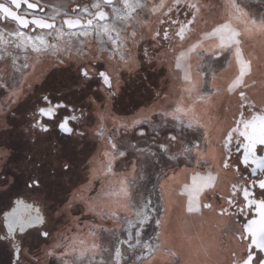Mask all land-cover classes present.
I'll list each match as a JSON object with an SVG mask.
<instances>
[{
    "label": "snow or ice",
    "instance_id": "obj_1",
    "mask_svg": "<svg viewBox=\"0 0 264 264\" xmlns=\"http://www.w3.org/2000/svg\"><path fill=\"white\" fill-rule=\"evenodd\" d=\"M258 8H264V0H259L256 7L250 0H220L215 6L201 0H151V3L150 0H91L90 4L72 9L65 0L0 2V23L12 25L0 27V60L10 58L14 69L11 84L0 77V88H8V103L0 104V113L6 108L10 111L18 103L23 85L30 78L29 69L34 72L41 57H58L61 52L71 55L74 45L76 55L83 56L89 38L99 41L98 51H108L110 61L118 57L117 63L124 67L135 63L128 52L130 40L134 46L140 41H150L154 49L167 47V54L174 60V78L181 83L180 98L141 109L120 125L125 134L150 136L151 143L145 147L118 144L112 136H105L103 122L108 119L107 113L97 112L101 126L96 135L104 141L105 150L89 161L88 183L71 190L64 198L67 201L64 207H56L57 215H66L79 201L88 212L117 225L103 229L112 233L115 244L111 264H128L125 252L130 254L131 264H156L170 182H175L176 195L189 213L203 215L215 211L217 215L227 216L225 236L243 244L239 252L233 249L228 254L227 264H264V71L261 70L264 11ZM147 17L155 18L154 32ZM18 53H24L22 64L17 63ZM29 53L35 56V63L30 62ZM144 56L148 57V49L144 50ZM64 64L63 59H57L61 70H65ZM76 73V79L83 82L81 87L95 80L100 84L98 91L107 92L109 97L114 94L113 78L118 75L115 65L101 71L95 62H77ZM257 76L258 79L254 78ZM250 90H254L253 95H249ZM156 96L159 98L160 93ZM232 97L239 100L238 114L224 126L215 113L224 98ZM164 99L167 101V97ZM40 100L47 106L39 107L37 112L49 121H55L59 109L67 108L63 103L53 104L48 95ZM89 100L95 103L92 97ZM79 118L65 117L58 128L65 134L82 136L84 133H74L69 126L70 119ZM4 123L0 121V126ZM30 127L49 131L42 120H36ZM161 130L166 134L161 135ZM129 149L148 161L141 166L138 179L132 181L114 170L116 162L127 157ZM5 156L7 153L0 149V157ZM233 158L236 164L232 163ZM241 164L250 169L254 178L243 176ZM148 168L151 171L146 172ZM136 169L133 163L132 171ZM229 170L235 174L229 186L230 195L220 197L227 206L217 210L205 199L208 192L217 190L222 173L228 174ZM97 179L101 186L93 196V181ZM40 183V178L33 176L27 187L38 190ZM138 183L144 185V191L139 202H134L130 193ZM149 183L151 188L147 187ZM257 186L258 197L253 192ZM241 193L242 205L237 200ZM101 204L107 208L106 212L97 211ZM230 208L236 211L230 212ZM121 212L131 215L122 218ZM238 216L241 218L237 219ZM0 221L6 226L0 241L11 246L14 264H21L20 257L26 253L24 235L46 224L42 209L35 203L16 199L11 210L0 216ZM72 223L76 234L57 237L44 256L54 257L61 264H84L85 260L87 264H105L103 259L96 260L97 253L102 251L94 242L96 230L89 225V230L83 233L80 217H73ZM38 235L50 237L48 231ZM176 261V254L172 253L168 264ZM32 264H41L39 255Z\"/></svg>",
    "mask_w": 264,
    "mask_h": 264
},
{
    "label": "rangeland",
    "instance_id": "obj_2",
    "mask_svg": "<svg viewBox=\"0 0 264 264\" xmlns=\"http://www.w3.org/2000/svg\"><path fill=\"white\" fill-rule=\"evenodd\" d=\"M42 2L54 3L55 0H42ZM201 2L206 5L212 4L215 6L219 4L220 0H201ZM65 3H67L69 9H72L76 8L77 5L90 4L91 0H65ZM250 3L253 7H256L259 0H250ZM258 11H264V8H258ZM147 19L152 21V31L154 32L156 30L155 18L147 17ZM0 27L7 26L0 23ZM130 31L131 28L129 29V32ZM146 39H148L147 35ZM141 47H144V49L148 48V50H156L148 51V55L150 54L148 56L149 64L146 65V68L149 70L148 72H151V68L155 66H162L165 69L160 72V79L162 81L160 80V84H157V89L154 91L155 94H143L139 97L133 96L130 98L131 100L129 102L126 100L122 101L121 105L124 106L117 108L116 110V108H112L110 106L111 103L108 93L104 92L103 96L100 95V92H96V90L91 89L84 95L86 98L85 102L89 105L87 117H84V113L81 114V116L76 114V116L80 118L76 121L71 120L74 133H84L82 136L76 134H62L57 129V122L59 121L60 114H57L54 122L49 120L47 121L48 128L51 131L47 135L38 131V129H35L36 131H34V129L30 127L33 123H35L37 117L39 116L37 109L42 106L36 104L37 102H41L40 97L46 92L49 93L48 95L53 97H55V92H61L63 96L62 98L65 100H69V98H76V94L74 92L77 93V91L71 93L68 91L73 88V86L69 84L66 85V87H63L62 82L69 81L70 79L76 77V71L73 73L71 68L80 60H83L84 63L88 62V64L96 61H107L111 66L115 65L116 69L118 67L126 68L125 73L121 72L124 77L123 75H116L113 78V86L115 89H126L128 86L126 85L127 87L124 88V85L126 84L125 76L132 73L130 70L135 69L133 72L134 75L140 74L137 69H139L141 63ZM75 48L76 45L73 46V52L71 55L61 52L58 57H41L40 62L36 64L35 71L32 72V70L29 69L30 78L23 85V94L19 97L18 103L14 105L10 111L6 108L4 113H0V121L5 122L2 126H0V149L7 153V156L0 157V174L3 173V176L0 175V211L6 206V199H8L9 195L13 193L12 195L17 194L16 196H22L25 199L27 198L26 200H41V202L46 205L49 216L47 224L51 233L48 240L40 237L38 235V232L40 231L37 229L28 230V233H26L23 237V247L26 250L24 257L28 264H32L36 255H39L41 258V264H61V262L54 257H45L44 252L46 250H51L52 245L57 242V237L76 234L72 223L73 217H80V228L83 229V233H86L89 230V225L96 230L97 236L94 242L100 245L102 249L101 252L97 253L96 260L98 262L100 259H103L105 264H111L115 244L112 233L103 231V229H113L116 228L117 225H115L112 221L102 220L95 213L88 212L83 203L79 201L73 205V208L68 214L57 215L56 205L54 203L55 199H58V196H63L65 198L71 190L79 188L83 184H87L91 179V165L89 164V161H91L92 158L98 154L102 155L105 150L104 141L96 135L97 130L101 126V122H99L96 118L97 112H105L108 115V119L103 122L105 136H112L114 140L121 145L133 143L137 144L139 147H145L147 144L151 143V137L147 136L145 138H139L134 132L125 134L124 129L120 127L121 123L132 118L141 109H147L153 105L171 103L178 100L181 96V94H178L179 91L181 92V83L179 80L174 78V60L167 54V47H158L154 49L151 46L150 41L147 43L140 41L134 46L130 40L128 42V52L134 59L135 63L130 62L128 67L118 64V57L117 60L110 61L108 51H98L99 41L94 38H89L86 41V46L83 47V56H77ZM17 55L20 57L17 63L22 64L24 53H18ZM152 56L154 59H152ZM97 57H100V59H97ZM29 58L30 62H36V58L33 54L29 53ZM57 59H63L65 61V64L62 66L65 70H61V67L57 65ZM99 63L96 65L98 69L101 67V64ZM69 65H71V68H69ZM13 73L14 69L10 58L0 60V77H3V80L7 84L12 83ZM130 76L132 77V75ZM256 78H258V76ZM90 83L91 85H89V87L91 86V88L93 85H100L95 80L90 81ZM29 85H31L30 88ZM131 86L132 85L129 87ZM75 88H78V84ZM120 90L119 94L121 95L122 93ZM157 93H160L159 98L156 96ZM7 94V87L0 88V104L8 103ZM154 95L156 97L152 99ZM89 97L93 98L95 101L94 104L89 100ZM165 97H167V101L164 99ZM123 99L124 96L121 97V100ZM228 107L229 109L231 108V104L229 102ZM32 111L35 113L36 117L29 116ZM64 112L66 114L69 113V111L66 112V110H64ZM69 115L71 117L75 114ZM153 119L159 123V119L157 117L154 116ZM145 129L147 131V126H145ZM165 134V130H161V135ZM153 150L155 151L156 149L153 148ZM59 153H62V156L65 158L64 160L59 156ZM9 162H11V164L13 163L14 167H9V172H6L5 165ZM133 163L137 166L135 172L132 171ZM147 163L148 161L144 157L138 156V154L129 149L127 157L116 162L114 170L120 173L124 178L132 181L134 178L138 179L141 166ZM232 163L236 164L237 162L233 159ZM65 165H68V167L65 168ZM147 171H151V169L148 168L146 169V172ZM33 176L40 178L41 183L38 190H32L27 187L28 182H30V177ZM5 180L8 181L7 184L3 183ZM68 180H70V182L72 181L71 185ZM230 180L231 182L234 180L232 174L230 175ZM152 182H155L154 178ZM100 186V180H94L91 195L94 196ZM17 187L20 188V191ZM147 187L151 188V184L149 183ZM143 191L144 185L142 183H138L131 190L130 195L132 200L134 202H139V197ZM62 207H64V205L60 206V208ZM97 211L106 212L107 208L101 204L98 205ZM120 215L123 218L125 215H131V213L121 212ZM3 233L4 229L2 222L0 221V235ZM43 241L44 243H42ZM40 242L43 244V248H41L43 253H41V249L39 247L36 248ZM90 242L92 241L90 240ZM6 247L8 246L5 245L3 241H0V264H9L10 252L8 248L6 249ZM125 258L128 260V264H131L129 253L125 252ZM68 259L71 258L69 257ZM84 264H87V260H85Z\"/></svg>",
    "mask_w": 264,
    "mask_h": 264
},
{
    "label": "clouds",
    "instance_id": "obj_3",
    "mask_svg": "<svg viewBox=\"0 0 264 264\" xmlns=\"http://www.w3.org/2000/svg\"><path fill=\"white\" fill-rule=\"evenodd\" d=\"M230 182L221 175V185ZM226 216L215 211L194 215L187 211L175 191V182L167 185L165 211L160 224L161 245L156 264H168L172 253L176 264H227L228 254L235 249L234 240L225 236Z\"/></svg>",
    "mask_w": 264,
    "mask_h": 264
},
{
    "label": "flooded vegetation",
    "instance_id": "obj_4",
    "mask_svg": "<svg viewBox=\"0 0 264 264\" xmlns=\"http://www.w3.org/2000/svg\"><path fill=\"white\" fill-rule=\"evenodd\" d=\"M0 2H3V0H0ZM2 25H5V24H3V23H1ZM5 26H7V27H12V25L11 24H6ZM142 49V51H141V63H140V66H139V69H137L138 70V72L139 73H141V75L143 76V78H145V79H147V82H152L153 80H154V76H156L157 74H159V78L157 79V84L159 85L160 84V78H161V75H160V72L161 71H163V70H165L164 69V67H162V66H155V67H153V68H151V71L153 72H151V73H146V72H148L149 70H148V68H146L147 66V64H149V62H148V57L146 58L145 56H144V47H141ZM165 48V47H164ZM163 48V49H164ZM148 49V48H147ZM157 50H159V49H157ZM148 51H156V50H152V49H149ZM151 53V52H150ZM150 55V54H149ZM148 55V56H149ZM156 55V54H155ZM154 56V55H153ZM152 56V59H154V57ZM79 62H81V63H84L83 62V60H80ZM100 62V61H99ZM99 62H95V64L97 65ZM148 62V63H147ZM84 64H88V62H85ZM99 64H101V67H100V69H98V70H101V71H103V70H105V69H107V68H109V67H111V65L110 64H108V62L107 61H102V62H100ZM76 66H77V64L76 65H74L72 68H71V70H72V72L74 73L75 71H76ZM146 68V69H145ZM126 68H121V67H118L117 68V73H118V75H123V73L121 74V72H126V70H125ZM262 71H264V68H262L261 69ZM131 72H128V73H131V74H129V75H126L125 76V80H126V84L124 85L125 87L124 88H126L127 86H129V83H130V79H131V76L130 75H132V78H134V74H133V72L135 71V69H133V70H130ZM155 72L157 73V74H155ZM146 74H148V75H151L150 77L149 76H147ZM76 77H77V75H76ZM76 77L75 78H73V79H70L69 81H63L62 82V86L63 87H66V85H71V86H73V88H71L70 90H68L69 91V93H71V92H74V91H77V93L76 92H74L75 94H76V98H74V99H70L69 98V100H65L64 98H62L63 96H62V93L61 92H55V97H57V98H55V97H53V96H51V95H48L49 93L48 92H46L45 94H43V95H48L49 96V98H50V100L52 101V103L53 104H58V103H63V104H65V105H67V108H61V109H59L58 110V113L57 114H60V118H59V121L57 122V129L62 133V134H64V135H67V134H65V133H63L59 128H58V124L65 118V117H69L70 118V115L69 114H77L78 116H81V114H83L84 113V117H87V115H88V110H89V105L87 104V102H85L86 101V98L84 97V95L86 94V93H88L91 89H94V90H96V92H100V95H103L104 96V92L105 91H98L97 89L98 88H100V85H93V87L91 88V86L89 87V85H91V83H90V81L87 83V84H84L83 85V87H81V85H82V83L83 82H81L80 80H77L76 79ZM123 77H124V75H123ZM153 78V79H152ZM146 81V80H145ZM162 81V80H161ZM78 84V88H75L76 86H77V84ZM127 85V86H126ZM157 85V86H158ZM61 86V87H62ZM257 88H259L258 86H257ZM65 89H67V88H65ZM156 89H157V87L155 88V89H153L152 90V95L153 94H155V92L154 91H156ZM119 90L120 89H115V87L113 86V88L111 89V92L112 93H114L113 95H111L110 97H109V100H110V106L112 107V108H115L114 107V103L115 102H117V101H119V102H121V95L119 94ZM252 91L253 90H250L249 92H250V94L249 95H251L252 94ZM120 92L122 93V90H120ZM102 93V94H101ZM107 93V92H106ZM42 95V96H43ZM41 96V97H42ZM60 97V98H59ZM156 96L154 95V97H152V99H154ZM232 99L234 100V99H236V102H238V104H239V100H238V98H236V97H232ZM113 103V104H112ZM36 105H44V106H47V105H45L42 101L39 103V102H37V104ZM41 106V107H42ZM73 109L75 110V111H73ZM64 110H66V112L67 111H69V113L68 114H66L65 112H64ZM33 111L29 114V116L30 117H36L35 116V113H34V115H33ZM237 114H238V111H237ZM37 120H42L44 123H46L47 124V121H48V119L47 118H45V117H41L40 115L37 117ZM69 126H71V127H73L72 126V121H71V119L69 120ZM34 131H36L35 129H34ZM39 131V130H38ZM51 131L49 130L48 132H43L44 134H49ZM59 156L60 157H62V153H59ZM234 159V161L235 162H237L236 160H235V158H233ZM232 159V160H233ZM11 162H9L8 164H6L5 165V169H6V172H9V167H11ZM240 167H241V169H242V172H243V174H244V176L246 177V178H254V177H252L251 176V171H250V169H248V168H246V167H244L242 164L240 165ZM230 171V173L233 175V177H234V172L232 171V170H229ZM230 174V175H231ZM0 175H2L3 176V173L2 174H0ZM71 180V179H70ZM70 180H68V182H70ZM72 182V181H71ZM71 182H70V185H71ZM28 183H30V182H28ZM18 188V190L20 191V188L19 187H17ZM253 192H254V195H256L257 197L259 196V190H258V186H257V188L256 189H253ZM13 194V193H12ZM12 194H10L9 195V197H8V199H6V206L4 207V208H2V210L0 211V216H2V214L4 213V212H7V211H10L11 210V207L12 206H14V202H15V200L16 199H22L23 197L22 196H16L17 194H15V195H12ZM30 198H34V197H30ZM27 199V198H26ZM25 198H23V200H25V202H27V203H35L38 207H40L41 209H42V212H43V214H44V216H45V219H46V224H45V226H43L42 228H40V229H38L40 232H42V231H48L49 233H51V231H50V229L48 228V224H47V222H48V218H49V216H48V213H47V209H46V205L44 204V203H42L41 202V200H35V199H28V200H26ZM237 200H238V203L239 204H243L244 203V201H243V196H242V193L239 195V197L237 198ZM62 201H63V203H62ZM66 202V200L64 199V197L63 196H58V199H55V205H56V207H60V206H63L64 205V203ZM49 206V205H48ZM236 211V209L235 208H230V212H235ZM241 217H237V219H240ZM2 222V221H1ZM2 226H3V229H4V232H6V226L5 225H3V223H2ZM38 238H39V236H38ZM45 239V238H44ZM47 240H48V238H47ZM4 243H5V245H7L8 247H6V249L8 248L9 249V252H10V259H9V264H14V254H13V252H12V250H11V246L6 242V241H3ZM42 243H44V241L42 242ZM41 242H40V244H38L37 246H36V248H43V244H42ZM241 247H243V244H238V252H239V249L241 248ZM41 253H43V250L41 249ZM25 254L24 255H21V257H20V260H21V264H28V262H27V260L25 259Z\"/></svg>",
    "mask_w": 264,
    "mask_h": 264
},
{
    "label": "crops",
    "instance_id": "obj_5",
    "mask_svg": "<svg viewBox=\"0 0 264 264\" xmlns=\"http://www.w3.org/2000/svg\"><path fill=\"white\" fill-rule=\"evenodd\" d=\"M256 78V77H254ZM258 79V78H257ZM259 87V85H258ZM178 94L180 95L181 92L179 91ZM250 94V92H249ZM254 94V90L252 91V94ZM228 102L231 104V108L229 109L228 107ZM238 102H236V99H232V98H224L220 107L218 108V111L215 113V115H217L220 119V121L222 122V124L224 126H226L228 123H230L233 119V116L235 114H237L238 111ZM181 167H183V165H181ZM228 179L230 182H226L223 185H220L217 190L215 192H208L205 202H209L212 203L213 205L216 206L217 210H219L220 207L224 206L226 207L227 205L225 204L224 200H222L220 197L224 196L227 197L228 195H230V171L228 172ZM182 179V177L180 178ZM227 217V216H226ZM229 228L232 227L231 223H229L228 225ZM235 250L238 251V244H236L235 246Z\"/></svg>",
    "mask_w": 264,
    "mask_h": 264
},
{
    "label": "trees",
    "instance_id": "obj_6",
    "mask_svg": "<svg viewBox=\"0 0 264 264\" xmlns=\"http://www.w3.org/2000/svg\"><path fill=\"white\" fill-rule=\"evenodd\" d=\"M152 72V71H151ZM148 72V73H151ZM153 73V72H152ZM151 73V74H152ZM155 74H157L155 72ZM147 76H151L146 74ZM154 80L152 82H147V79L143 78V76L141 75V73L139 75H135L134 78L131 77V79L129 80V86L132 85L131 87H127L126 89L122 90V94L121 97L124 96V99L121 100V102L117 101L114 103V107L116 108H121L124 105H121L122 101H127L129 102L133 96H141L143 94H150L152 92L153 89H155L157 87V79L159 78V74H157L156 76L153 77ZM152 78V79H153ZM146 80V81H145ZM63 160L65 159L64 156L61 157ZM44 164V162H43ZM11 167H14L13 163L11 165Z\"/></svg>",
    "mask_w": 264,
    "mask_h": 264
}]
</instances>
